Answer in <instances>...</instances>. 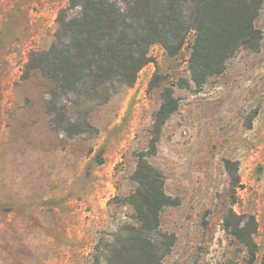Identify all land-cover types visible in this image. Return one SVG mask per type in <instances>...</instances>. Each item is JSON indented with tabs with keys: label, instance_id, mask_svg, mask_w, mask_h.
Segmentation results:
<instances>
[{
	"label": "rangeland",
	"instance_id": "rangeland-1",
	"mask_svg": "<svg viewBox=\"0 0 264 264\" xmlns=\"http://www.w3.org/2000/svg\"><path fill=\"white\" fill-rule=\"evenodd\" d=\"M110 1L127 9L133 0ZM153 1L157 16L167 12L169 0ZM176 2L187 27L193 0ZM65 8L68 18L80 12L70 0H0V264H116L109 258L124 228L140 227L129 197L141 162L171 199L160 231L174 245L162 264H250L238 227L253 240L252 264H264V4L255 43L227 46L214 69L203 61L206 72L194 75L192 31L176 56L147 48L135 85L116 81L109 92L63 87ZM55 44L43 68L28 72L30 53ZM168 96L177 108L156 135Z\"/></svg>",
	"mask_w": 264,
	"mask_h": 264
},
{
	"label": "trees",
	"instance_id": "trees-1",
	"mask_svg": "<svg viewBox=\"0 0 264 264\" xmlns=\"http://www.w3.org/2000/svg\"><path fill=\"white\" fill-rule=\"evenodd\" d=\"M193 3L192 23L185 27L176 17V0H169L167 12L158 16L154 13L153 0L130 1L127 9L110 0H70V7L80 12L68 18V8L62 9L57 20V40L62 43L68 36L71 49L57 57L63 87L75 92H109L119 81L131 88L139 72L151 61L147 48L161 44L169 56H176L192 31L195 33L191 60L195 65L194 75L206 72H201L203 61L209 71L214 69L218 55L227 46L239 41L248 45L255 43L253 21L264 0H193ZM134 25L144 28L146 33L131 36L130 27ZM143 46L146 48L141 50ZM135 47L140 48L139 52L132 50ZM56 52V44L46 51L31 52L27 71L41 70ZM176 108L171 96L165 98L155 123L156 135ZM226 167L232 185L237 187L240 179L236 165L227 161ZM135 180L139 187L129 202L140 227L124 228L127 233L116 241L109 261L114 263L116 257V264H162L174 245L173 238L160 231V213L171 205V199L163 190L161 175L147 163L139 164ZM236 229L235 235L250 249L253 261V240L247 239L239 227Z\"/></svg>",
	"mask_w": 264,
	"mask_h": 264
}]
</instances>
